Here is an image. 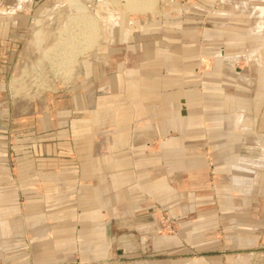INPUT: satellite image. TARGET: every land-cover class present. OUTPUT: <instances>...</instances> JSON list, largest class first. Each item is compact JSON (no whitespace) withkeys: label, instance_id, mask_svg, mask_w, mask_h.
I'll return each instance as SVG.
<instances>
[{"label":"rangeland","instance_id":"374dc122","mask_svg":"<svg viewBox=\"0 0 264 264\" xmlns=\"http://www.w3.org/2000/svg\"><path fill=\"white\" fill-rule=\"evenodd\" d=\"M79 2H85L86 13L96 20L97 34L91 33L87 21L80 20L85 12L69 0H0V157L6 156L13 178L18 176L20 150L33 145L22 138H31L33 132L37 136L38 130L48 129L49 118L58 133L93 128L84 133L90 137L88 143L112 144L117 129L111 119L96 118L97 114L113 112L111 103L103 105L101 99L112 95L111 87L126 57L136 53L140 58L146 49L169 53L180 52L182 48L189 50L192 57L182 61V68L192 70V82L204 93L207 106L211 94L218 98L211 102L221 118L215 127L227 128V117L234 118L243 111L250 116L244 114L248 118H241L240 128L257 130L256 117L264 97V0H125L131 10L144 9L143 13L128 11L122 2L115 5L111 0ZM149 8L153 9L151 13ZM88 41L93 43L89 49ZM210 85V90L202 92ZM204 111L200 136L191 135L185 140L197 138L194 143L203 145V159L210 165L213 141L208 131L215 121L208 119L215 116L209 113L210 109ZM130 127L139 130L147 124L135 120ZM71 138L68 135L64 140L76 144V139ZM167 138L154 134L147 147L159 151ZM46 143L42 139L41 145ZM95 154L98 163L113 160L114 156V152L104 149ZM66 156L67 160H76L74 153ZM46 158L43 153L42 159ZM75 173L78 180L80 172ZM91 177L85 183L73 179L76 190L71 197L75 198L72 199L75 210L82 204L79 199L82 184L97 188L100 183ZM136 181L134 205L142 207V212L134 221L148 230L144 227L139 231L128 225L109 232V224L110 228L115 225L110 215L94 219L97 228L81 241H85L84 246L77 243L73 247L70 264H199L198 260L202 264H215L210 260L264 253V234L258 240L256 231L248 236L247 232L235 230L247 226L242 222L247 219L263 224V218L257 216L261 211L252 209L251 216L244 219L235 211L229 222L216 218L215 223L211 211L218 210L220 214V208L225 211V206L219 201L217 206L213 184L207 183L200 190L201 201L190 200L191 205L201 204L193 211L188 208V199L186 209H179L173 201L170 207L163 205L146 191L142 179ZM263 181L259 184L261 191ZM256 201L251 207L264 208L263 197ZM23 203L20 198V207ZM240 203L235 204V207L239 204V210L243 207ZM110 207L112 204L107 203V213H111ZM233 219L237 220L235 224H231ZM74 220L78 222L79 215ZM83 227L91 225L85 223ZM231 235L259 243L231 249L227 244ZM119 248L120 254L116 252ZM0 264L5 263L0 260Z\"/></svg>","mask_w":264,"mask_h":264},{"label":"crops","instance_id":"0c3cea01","mask_svg":"<svg viewBox=\"0 0 264 264\" xmlns=\"http://www.w3.org/2000/svg\"><path fill=\"white\" fill-rule=\"evenodd\" d=\"M159 52L146 49L140 58L136 53L128 55L111 87L112 95L101 99L103 105L111 103L113 112L97 114L96 118L97 121L111 119L112 126L117 129L111 138L112 144L94 146L88 143L90 137L84 133L93 128L58 133L49 118L46 120L48 129L43 132L38 130L37 136L33 132L31 138H22L33 145L29 149L23 146L20 150L16 178L11 176L6 156L0 157V260L3 263L70 264L73 247L77 243L84 246L85 241H81L88 239V235L97 228L94 219L105 215L115 220L116 228L115 225L110 228L109 224V232L128 225L138 230L144 227L148 230L134 221L142 212V207H135L136 199L133 198L138 178L142 179L144 188L156 200L169 207L173 201L179 209H186V199L189 204L190 200L201 201L200 190L211 183L218 198L217 206L218 201L225 206V211L220 208V214L218 210L211 211L215 219L222 218L224 222H229L235 217V211L244 219L251 216L253 209L261 211L257 216L264 220V208L251 207L255 200L264 198V191L259 186L264 180V97L261 103L263 107L259 108L256 117L257 130L247 128L245 131L240 128L241 118L250 116L243 111V114H236V118L233 115L227 117V128H216L221 118L211 102L218 98L211 94L207 106L205 103L208 100L202 95L204 93L199 92L192 82V70L182 68V61L192 57L189 50L182 48L180 52ZM214 90L217 93L218 89ZM171 106H175V109ZM204 110L215 116L208 119L215 121L208 131L213 141L210 165L203 159V145L194 143L197 138L185 140L191 135L200 136ZM135 120L143 121L147 127L131 129L130 124ZM174 132L175 136H169ZM154 134L168 137L159 151L147 147ZM68 135L77 143L66 142L64 138ZM42 139L47 143L41 145ZM102 149L114 152L113 160H100L99 164L95 153ZM43 153L46 159H42ZM70 153L76 155V160L66 159ZM76 171L80 172L78 180L75 179ZM91 176L100 183L97 188L82 184L79 198L82 204L75 210L72 200L75 198L71 197L76 190L75 180L85 183V179ZM20 198L24 202L22 207ZM237 201L242 202L240 210L237 207L239 204L235 207ZM107 203L112 204L111 213L106 211ZM200 205V202H195L188 208L196 211ZM76 214L80 218L78 222L74 220ZM235 221L233 219L231 224H235ZM242 222L247 226L236 227L235 230L247 232L248 236L256 231L258 240L264 234V223H253L249 219ZM85 223L91 227L84 228ZM101 231L105 232L104 229ZM251 239L231 235L227 238V244L235 249L259 243ZM105 248L107 245H104ZM116 252L120 254L122 249ZM198 261L202 264L201 260ZM222 261L224 264H264V253L210 260L215 264H222Z\"/></svg>","mask_w":264,"mask_h":264},{"label":"bare ground","instance_id":"6f19581e","mask_svg":"<svg viewBox=\"0 0 264 264\" xmlns=\"http://www.w3.org/2000/svg\"><path fill=\"white\" fill-rule=\"evenodd\" d=\"M70 1V3L71 4H75L76 6H77V8L78 9H81V10H83L84 12H85V14L83 15V16H80V20L81 21H87L88 22V24H89V27H90V30H91V33L92 34H97L98 33V30H97V23H96V20L92 17V16H90L88 13H86V8H85V2H79V0H69ZM85 1V0H84ZM111 2L113 3V4H115V5H117V4H119L120 2H122L123 4H124V7L126 8V10H128V11H134V12H137V13H143V12H145V10L144 9H133V10H131V7H130V5L127 3V2H125V0H111ZM84 3V4H83ZM122 4V5H123ZM88 6V5H87ZM153 11V9L152 8H149V11H148V13H151ZM83 37H85V36H83ZM89 37V36H88ZM90 38V37H89ZM84 40H86L85 38H84ZM89 40V39H88ZM81 41H82V39H81ZM87 41V40H86ZM85 42V41H84ZM94 42V41H93ZM86 44V43H85ZM84 44V45H85ZM92 44L93 43H90L89 41H88V44L86 45V47H88L87 49H89V48H91V46H92ZM84 48V47H83ZM70 50V49H69ZM72 50V49H71ZM83 50V49H82ZM85 50V49H84ZM75 51V50H74ZM73 52V51H72ZM65 54V53H64ZM60 61V60H59ZM58 61V62H59ZM64 62V61H63ZM62 63V62H61ZM56 65V64H55ZM58 66H60V64H57L56 65V67H58Z\"/></svg>","mask_w":264,"mask_h":264}]
</instances>
